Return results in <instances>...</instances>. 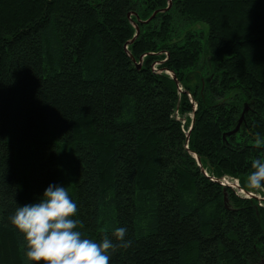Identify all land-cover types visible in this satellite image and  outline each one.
I'll use <instances>...</instances> for the list:
<instances>
[{
    "label": "trees",
    "instance_id": "1",
    "mask_svg": "<svg viewBox=\"0 0 264 264\" xmlns=\"http://www.w3.org/2000/svg\"><path fill=\"white\" fill-rule=\"evenodd\" d=\"M256 133L264 0H0V264L49 185L87 238L127 229L109 264H264V205L218 181L264 193Z\"/></svg>",
    "mask_w": 264,
    "mask_h": 264
},
{
    "label": "clouds",
    "instance_id": "2",
    "mask_svg": "<svg viewBox=\"0 0 264 264\" xmlns=\"http://www.w3.org/2000/svg\"><path fill=\"white\" fill-rule=\"evenodd\" d=\"M254 143L264 145L259 133ZM251 168L244 181L247 189H264V157L254 159ZM77 212L68 188L57 185H49L39 202L18 206L10 223L23 236L24 264H109L113 252L130 247L124 227L115 228L111 237L105 231L99 242L87 238L79 230L83 222L74 218Z\"/></svg>",
    "mask_w": 264,
    "mask_h": 264
},
{
    "label": "built area",
    "instance_id": "3",
    "mask_svg": "<svg viewBox=\"0 0 264 264\" xmlns=\"http://www.w3.org/2000/svg\"><path fill=\"white\" fill-rule=\"evenodd\" d=\"M228 178H231V177H223L222 179H219L220 183L223 185V186H231L232 188H234L239 194H243V195H246L248 197H250L251 195L249 193H247L240 185V183L237 181L236 184H231L229 181H228ZM231 179H234V178H231ZM262 205V203H260Z\"/></svg>",
    "mask_w": 264,
    "mask_h": 264
},
{
    "label": "water",
    "instance_id": "4",
    "mask_svg": "<svg viewBox=\"0 0 264 264\" xmlns=\"http://www.w3.org/2000/svg\"><path fill=\"white\" fill-rule=\"evenodd\" d=\"M170 5H171V1H169V6H170ZM168 8H169V7L165 8V9H162V10H166V9H168ZM157 12H158V10L154 12L153 16H155ZM153 16H152V17H153ZM148 20H150V19H148ZM148 20H147V21H148ZM147 21H145V22H147ZM136 27H137V31L139 32V28H138V26H136ZM130 42H131V41H129V43H130ZM140 66H141V63L138 64V68H140ZM173 77L176 78V75L173 74ZM242 118H243V116L240 118L237 127H236L233 131H231L230 133H236V132L240 129L241 123H242V121H243ZM192 126H193V123H192V125H191V127H190V130L192 129ZM189 135H190V131L188 132L187 137H189ZM195 157L197 158V160H198V162H199V164H200V158H199V156L196 155ZM218 181H219V179H218ZM247 193H249L251 196H257L255 193H252V192H247ZM251 196H250V197H251ZM257 197H258V196H257Z\"/></svg>",
    "mask_w": 264,
    "mask_h": 264
},
{
    "label": "rangeland",
    "instance_id": "5",
    "mask_svg": "<svg viewBox=\"0 0 264 264\" xmlns=\"http://www.w3.org/2000/svg\"><path fill=\"white\" fill-rule=\"evenodd\" d=\"M154 68H156V66H154ZM238 179H231V178H228V181L232 184H236V182L235 181H237ZM238 182H239V180H238ZM240 183V182H239ZM253 193V192H252ZM257 196H258V198L260 199V203H262V205H264V193L263 192H259L258 194H257Z\"/></svg>",
    "mask_w": 264,
    "mask_h": 264
}]
</instances>
